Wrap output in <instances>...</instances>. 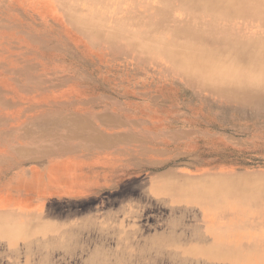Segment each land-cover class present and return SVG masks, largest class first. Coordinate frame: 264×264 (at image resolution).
Instances as JSON below:
<instances>
[{
  "label": "rangeland",
  "instance_id": "1",
  "mask_svg": "<svg viewBox=\"0 0 264 264\" xmlns=\"http://www.w3.org/2000/svg\"><path fill=\"white\" fill-rule=\"evenodd\" d=\"M65 3L0 0V104L6 105L0 116L9 121L0 133L25 127L36 133L52 122L66 126L68 121L87 132L81 137L75 133L71 139L88 144L82 151L84 161L74 167L58 161L51 164L48 155L55 150L49 148L24 145L21 154L26 156H21L9 145L15 134H3V216L79 217L89 207H97L94 219L118 212L126 227L132 222L152 236L178 218L172 210L170 216L163 212L156 202L133 197L156 178L264 179V86L227 95L198 85L153 57L156 45L170 41L167 30L157 32L146 46L147 54L128 52L84 36ZM31 84L44 87L25 91ZM98 127L109 129L99 133ZM92 144L101 147L91 149ZM71 149L60 146L56 151Z\"/></svg>",
  "mask_w": 264,
  "mask_h": 264
},
{
  "label": "bare ground",
  "instance_id": "2",
  "mask_svg": "<svg viewBox=\"0 0 264 264\" xmlns=\"http://www.w3.org/2000/svg\"><path fill=\"white\" fill-rule=\"evenodd\" d=\"M60 2H66L76 16L72 19L84 36L122 46L128 52L147 54L146 46L151 45L152 38L156 39L160 30H167L170 41L156 45L153 57L198 85L227 95L264 86V0H96L94 5L91 0ZM43 87L31 84L24 88L37 91ZM5 106L0 104V112ZM3 117L1 129L9 123ZM66 122V126L52 122L48 129L36 133L26 127L7 129L0 138L15 134L9 145L21 156H26L21 154L24 145L49 148L55 150L48 155L51 164L58 161L74 166L84 161L82 151L88 144L71 136L77 133L81 137L87 132L80 130L78 123ZM98 128L99 133L109 129ZM18 132L27 135L20 137ZM60 146L72 149L56 151ZM97 147L101 146L90 145L91 149ZM226 179L183 182L160 177L150 187H140L132 194L134 198L156 202L163 212L169 211V216L171 210L178 214L176 220L171 219L152 236L144 235L143 227L132 222V227H126L118 212H105L94 219L97 207H89L79 217L15 213L14 218L3 216L0 207V264H264V179ZM127 217L135 220L133 215ZM183 219L190 222L184 224Z\"/></svg>",
  "mask_w": 264,
  "mask_h": 264
}]
</instances>
